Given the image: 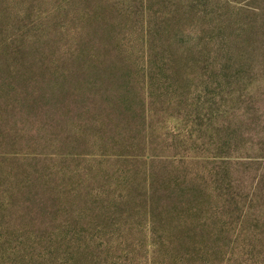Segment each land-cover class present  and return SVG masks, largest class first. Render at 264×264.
Here are the masks:
<instances>
[{
	"label": "rangeland",
	"instance_id": "374dc122",
	"mask_svg": "<svg viewBox=\"0 0 264 264\" xmlns=\"http://www.w3.org/2000/svg\"><path fill=\"white\" fill-rule=\"evenodd\" d=\"M0 264H264V0H0Z\"/></svg>",
	"mask_w": 264,
	"mask_h": 264
},
{
	"label": "trees",
	"instance_id": "16d2710c",
	"mask_svg": "<svg viewBox=\"0 0 264 264\" xmlns=\"http://www.w3.org/2000/svg\"><path fill=\"white\" fill-rule=\"evenodd\" d=\"M83 246V242H81V247Z\"/></svg>",
	"mask_w": 264,
	"mask_h": 264
}]
</instances>
